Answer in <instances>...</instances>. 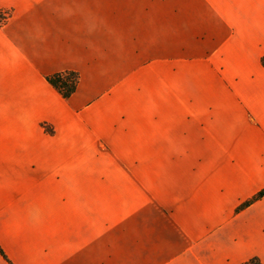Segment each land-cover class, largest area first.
<instances>
[{
    "label": "crops",
    "instance_id": "1",
    "mask_svg": "<svg viewBox=\"0 0 264 264\" xmlns=\"http://www.w3.org/2000/svg\"><path fill=\"white\" fill-rule=\"evenodd\" d=\"M159 6L197 82L181 81L156 113L155 145L206 154L179 167L205 181L180 184L191 192L165 208L89 211L77 130L88 146L89 105L124 88L143 11L155 18ZM0 10V264H264V196L235 212L264 187V0H0ZM66 70L79 75L69 98L45 79Z\"/></svg>",
    "mask_w": 264,
    "mask_h": 264
},
{
    "label": "rangeland",
    "instance_id": "2",
    "mask_svg": "<svg viewBox=\"0 0 264 264\" xmlns=\"http://www.w3.org/2000/svg\"><path fill=\"white\" fill-rule=\"evenodd\" d=\"M135 52L127 49L124 88L104 91L89 105V145L82 146L85 131L76 133L78 161L89 164V211L165 208L176 195L191 192L180 184L205 181L203 171L188 176L179 167H198L206 154L167 155L155 145L156 113L167 98L180 96L181 81L197 82L182 43L169 39L164 6L155 18L143 11ZM169 156L172 169L166 168Z\"/></svg>",
    "mask_w": 264,
    "mask_h": 264
},
{
    "label": "trees",
    "instance_id": "3",
    "mask_svg": "<svg viewBox=\"0 0 264 264\" xmlns=\"http://www.w3.org/2000/svg\"><path fill=\"white\" fill-rule=\"evenodd\" d=\"M5 19L0 21V24ZM261 63L264 66V54L261 56ZM46 81L53 87L63 98H69L76 90L78 82H79V75L76 71H60L51 73L45 76ZM43 127L45 130L51 132V128L48 124L43 123ZM264 196V187L258 190L255 194H253L248 199L242 201L236 208L235 212H240L241 210L245 209L255 201L261 199ZM9 264H11L9 262ZM237 264H261L260 260L256 256H252L242 262Z\"/></svg>",
    "mask_w": 264,
    "mask_h": 264
},
{
    "label": "built area",
    "instance_id": "4",
    "mask_svg": "<svg viewBox=\"0 0 264 264\" xmlns=\"http://www.w3.org/2000/svg\"><path fill=\"white\" fill-rule=\"evenodd\" d=\"M7 16H8V12H6V11H1V10H0V19H1V20L6 19ZM4 21H5V20H4ZM4 21H3V22H4ZM3 22H2V23H3Z\"/></svg>",
    "mask_w": 264,
    "mask_h": 264
}]
</instances>
